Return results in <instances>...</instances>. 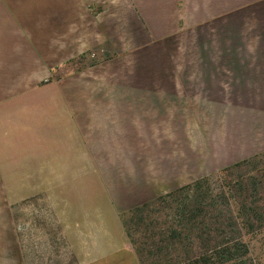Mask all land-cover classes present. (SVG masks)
I'll return each instance as SVG.
<instances>
[{"label":"crops","instance_id":"0c3cea01","mask_svg":"<svg viewBox=\"0 0 264 264\" xmlns=\"http://www.w3.org/2000/svg\"><path fill=\"white\" fill-rule=\"evenodd\" d=\"M263 153L264 0H0V188L75 220L0 264L114 257L88 179L120 212Z\"/></svg>","mask_w":264,"mask_h":264},{"label":"trees","instance_id":"16d2710c","mask_svg":"<svg viewBox=\"0 0 264 264\" xmlns=\"http://www.w3.org/2000/svg\"><path fill=\"white\" fill-rule=\"evenodd\" d=\"M261 155L219 170L218 178ZM209 186L204 177L124 213L134 264H264V184L240 183L238 196H216ZM167 199L171 205L161 206ZM160 207L171 214L162 218Z\"/></svg>","mask_w":264,"mask_h":264},{"label":"rangeland","instance_id":"374dc122","mask_svg":"<svg viewBox=\"0 0 264 264\" xmlns=\"http://www.w3.org/2000/svg\"><path fill=\"white\" fill-rule=\"evenodd\" d=\"M218 175L219 172H215L207 176L210 178V192L212 191V193L217 196L218 193L220 194L221 190H229L232 195L238 196L239 193L237 191L240 183L248 184L250 181L255 180L256 182L264 184V154L256 159L248 161V163L243 164L237 169L229 171L225 177L221 176L218 178ZM86 182H88L87 186L91 192L93 193L95 188L96 193L93 194L94 196H89V193H85L86 188L82 190L81 195L84 196L83 200H86V202L82 203H85V207L89 209L86 210V212L77 214L83 216L87 215L88 220L87 218L84 220L78 219L79 222L82 223L81 225L89 227H96L101 224L100 226L105 228L104 233L107 240L112 239L113 247L117 248V250H114V257L112 256L111 259H107L105 264H134L133 258L135 254L128 242L122 223L124 213L128 210L123 211L120 208V212H118L113 206L111 210H109L106 198L101 194L99 185L93 184V180L91 179H88ZM80 188L82 189V187ZM259 194L258 196H264L263 193ZM245 196H248V194L246 193ZM7 198H13L16 201H6ZM49 199L50 198L45 199L39 196L38 188H0V252L2 256L6 253L5 250L10 247L14 237L18 239V243L21 247L26 246L30 248V252L28 251V253L31 255L32 259H40L42 257L44 252L42 253L39 246H43L45 241L50 244H57L55 241L56 237L60 239L63 237V235L56 236L53 233L45 235L44 232L41 231L45 229L48 233V230L57 226L64 229L66 226L70 225L71 221H75L70 218H54L55 211L58 210V212H63L65 211V207L63 204L61 206V203L56 204ZM170 201V199L165 200L161 206L171 205ZM90 203H97L101 205L102 209L90 210L93 206V204ZM161 208L162 207L159 208V210H161L159 215L162 218L164 215L171 214V211L167 209V207ZM161 217H159L161 220H158L163 222L164 220ZM150 229L153 228L150 227ZM10 232H16L17 234L13 236L9 234ZM102 235L103 234L100 233V236ZM135 240H137L138 244L142 243L139 237ZM60 243H62V241ZM125 246L127 247L125 248ZM61 248L64 250L63 244ZM62 249L58 250V253L62 254Z\"/></svg>","mask_w":264,"mask_h":264}]
</instances>
